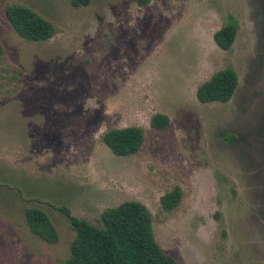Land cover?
<instances>
[{
  "label": "rangeland",
  "instance_id": "374dc122",
  "mask_svg": "<svg viewBox=\"0 0 264 264\" xmlns=\"http://www.w3.org/2000/svg\"><path fill=\"white\" fill-rule=\"evenodd\" d=\"M11 4L54 36L24 39ZM231 15L239 29L223 50L214 34ZM0 42V264H62L75 231L61 207L101 226L127 200L148 207L160 246L184 264H264V0H0ZM225 68L239 77L233 97L200 102L199 86ZM157 113L166 128L152 126ZM128 126L144 129V145L116 155L103 134ZM31 207L57 243L31 231Z\"/></svg>",
  "mask_w": 264,
  "mask_h": 264
},
{
  "label": "trees",
  "instance_id": "16d2710c",
  "mask_svg": "<svg viewBox=\"0 0 264 264\" xmlns=\"http://www.w3.org/2000/svg\"><path fill=\"white\" fill-rule=\"evenodd\" d=\"M89 0H73L74 5L88 3ZM150 0H138L146 6ZM6 17L16 32L31 42L46 41L56 33L55 25L32 8L25 5L6 6ZM239 29L238 20L229 16L227 23L214 34L217 45L230 50ZM4 48L0 42V58ZM239 84V77L233 68L215 72L202 83L197 97L202 103L228 102ZM170 123L168 115L155 114L151 124L156 129H164ZM230 136V135H228ZM111 151L119 156L137 154L144 145L145 132L139 126L111 128L102 137ZM182 188L176 186L161 198L162 206L172 211L181 202ZM75 231L70 245V256L62 264H184L166 253L156 239L153 216L148 207L137 200H127L116 207L107 208L101 215V226L79 219L67 207H61ZM25 217L31 231L50 244L59 241L58 231L47 213L31 207L25 210Z\"/></svg>",
  "mask_w": 264,
  "mask_h": 264
}]
</instances>
